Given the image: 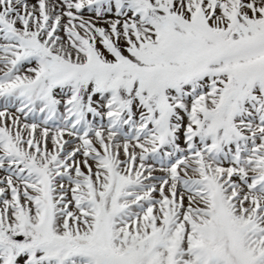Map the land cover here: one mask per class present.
<instances>
[{"label": "snow or ice", "instance_id": "snow-or-ice-1", "mask_svg": "<svg viewBox=\"0 0 264 264\" xmlns=\"http://www.w3.org/2000/svg\"><path fill=\"white\" fill-rule=\"evenodd\" d=\"M0 264H264V0H0Z\"/></svg>", "mask_w": 264, "mask_h": 264}]
</instances>
